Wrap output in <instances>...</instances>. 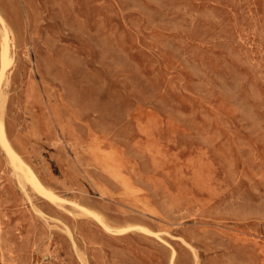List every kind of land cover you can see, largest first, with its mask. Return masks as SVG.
Masks as SVG:
<instances>
[{
    "label": "rangeland",
    "instance_id": "rangeland-1",
    "mask_svg": "<svg viewBox=\"0 0 264 264\" xmlns=\"http://www.w3.org/2000/svg\"><path fill=\"white\" fill-rule=\"evenodd\" d=\"M0 17V264H264V0Z\"/></svg>",
    "mask_w": 264,
    "mask_h": 264
},
{
    "label": "bare ground",
    "instance_id": "bare-ground-1",
    "mask_svg": "<svg viewBox=\"0 0 264 264\" xmlns=\"http://www.w3.org/2000/svg\"><path fill=\"white\" fill-rule=\"evenodd\" d=\"M0 18H1V17H0ZM3 32H4V31H3ZM4 43H6L5 39H4ZM6 44H7V43H6ZM7 46H8V45H7ZM2 47H3V46H2ZM4 50H5V49H4ZM4 50H3V51H4ZM7 52H8V51H7ZM3 54H4V53H3ZM3 54H2L1 57H3ZM6 54H7V53H6ZM5 57H6V56H5ZM6 58H7V57H6ZM6 58H5V59H6ZM9 58H10V57H9ZM2 59H4V57H3ZM5 61H7V60H5ZM1 62H3V61H1ZM8 62H9V61H8ZM4 63H5V62H4ZM6 63H7V62H6ZM2 65H3V63L1 64V66H2ZM5 65H6V64H5ZM6 66H7V65H6ZM6 66H5V67H6ZM2 75H3V74H2ZM1 126H2V125H1ZM1 129H2V128H1ZM2 130H3V129H2ZM3 137H4V136H3ZM3 139H4V138H2V139H0V140H3ZM5 144H6V143H4L3 145L5 146ZM8 147H9V146H7V144H6V147H5V148L8 149ZM9 149H10V148H9ZM9 149H8V150H9ZM7 152H8V151H7ZM12 154H13V153H12ZM13 155H14V154H13ZM15 159H18V157H17V158L14 157L13 160H15ZM18 160H19V159H18ZM12 164H13V163H12ZM21 169H22V168H21ZM22 170H23V169H22ZM32 177H33V175H32ZM26 179H28V178H26ZM18 180H19V179H18ZM20 180H21V179H20ZM34 180L37 181L36 179H34ZM38 186H39V185H38ZM23 191H24V190H23Z\"/></svg>",
    "mask_w": 264,
    "mask_h": 264
}]
</instances>
